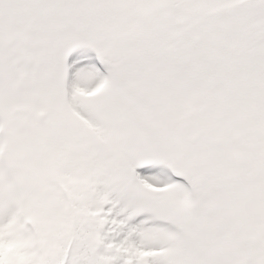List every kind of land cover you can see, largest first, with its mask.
Wrapping results in <instances>:
<instances>
[{"label":"snow or ice","instance_id":"1","mask_svg":"<svg viewBox=\"0 0 264 264\" xmlns=\"http://www.w3.org/2000/svg\"><path fill=\"white\" fill-rule=\"evenodd\" d=\"M0 264H264V0H0Z\"/></svg>","mask_w":264,"mask_h":264}]
</instances>
